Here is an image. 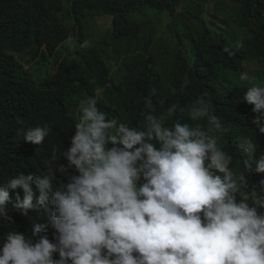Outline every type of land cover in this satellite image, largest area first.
<instances>
[{
  "label": "clouds",
  "instance_id": "obj_1",
  "mask_svg": "<svg viewBox=\"0 0 264 264\" xmlns=\"http://www.w3.org/2000/svg\"><path fill=\"white\" fill-rule=\"evenodd\" d=\"M16 2L0 0L2 33L20 17ZM236 17L212 34L202 26L164 42L145 40L135 21L118 26L75 10L72 0L56 12L54 55L29 33L24 51L2 47L33 102L3 99V118L16 128L39 115L48 121L0 143V264H264V179L249 180L251 156L245 172L231 167L219 143L228 129L206 93L188 111L195 124L170 121L179 108L171 100L201 85L237 97L264 133V44L224 31L238 27ZM95 50L107 64L94 94L75 98L74 76L59 64ZM63 136L69 147L59 151ZM240 147L250 154L255 135ZM255 165L264 173V155Z\"/></svg>",
  "mask_w": 264,
  "mask_h": 264
},
{
  "label": "trees",
  "instance_id": "obj_2",
  "mask_svg": "<svg viewBox=\"0 0 264 264\" xmlns=\"http://www.w3.org/2000/svg\"><path fill=\"white\" fill-rule=\"evenodd\" d=\"M72 0H17V9L20 11V17L10 22V32L2 33L0 30V102L7 98L13 97L30 107L31 97L25 98V75L19 69H14L10 58L3 57L1 54L2 47L6 50L17 52L24 51L27 33L35 37L36 46L40 47L44 43L48 44L51 55L57 50L59 36L55 34L56 12L61 5L70 3ZM75 10L82 9L84 13L94 11L95 14H107L113 16L115 24L118 26L122 23L135 21L141 27L147 37L145 40L158 38L167 42V38H173L176 42L186 38L190 32L194 33L199 27L208 26L209 33L212 34L216 28H221L228 24V16L237 14L242 15V19L236 17L238 27L231 26L224 28V31H231L248 42V37L253 33L258 45L264 44V0H73ZM181 5L183 11H179ZM212 5V7L210 6ZM2 7L7 10L9 4L2 2ZM39 12V14H38ZM38 14V15H37ZM213 26V27H211ZM88 30L80 32V41L83 40ZM111 35L112 31H107ZM109 43L112 41V35ZM88 52L85 58L68 61L63 59L60 63L63 53L60 51L56 54L55 63L59 64V71L67 77L74 76V86L72 96L75 98H85L93 95L99 80L102 69L106 66L107 60L102 52ZM71 64V65H70ZM86 69L94 70L85 74ZM207 94L213 105L214 114L220 118L223 126L228 129L220 137V146L233 157L234 170L245 172L244 161L251 156V168L249 170V180L256 183L264 179V173L255 171V161L261 155H264V133L259 132L256 124L252 123L251 110L237 97L216 91L214 88L198 85L192 91V97L188 99L173 98L171 102L179 105L176 114L170 118L174 122L179 120L181 123L195 124L191 121L188 111L196 99L201 95ZM67 97L60 100V110L64 109L69 102ZM19 104L16 101L14 105ZM52 107V104L49 106ZM47 107V108H49ZM53 108V107H52ZM57 113L60 112L57 110ZM0 107V143L17 136V131L21 128L44 123L48 121L45 116H36L16 128L8 123L4 118ZM72 121V118H69ZM206 125V120L199 121ZM61 124H67L66 118L62 119ZM255 135L257 147L250 154L243 152L240 145L244 138ZM59 151L63 148L66 150L67 139L56 141ZM111 147V145H109ZM67 162L58 161V164ZM37 219V216H34ZM30 236V233H28ZM53 239V236H52ZM56 256V254H55ZM55 258H58L56 256Z\"/></svg>",
  "mask_w": 264,
  "mask_h": 264
},
{
  "label": "rangeland",
  "instance_id": "obj_3",
  "mask_svg": "<svg viewBox=\"0 0 264 264\" xmlns=\"http://www.w3.org/2000/svg\"><path fill=\"white\" fill-rule=\"evenodd\" d=\"M212 7V5H210ZM179 9H182L181 5L179 6ZM110 23V21H108L107 25Z\"/></svg>",
  "mask_w": 264,
  "mask_h": 264
}]
</instances>
